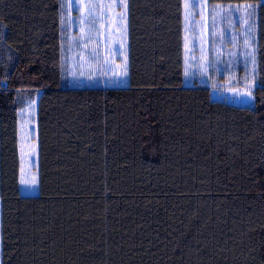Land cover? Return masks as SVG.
<instances>
[{
	"label": "trees",
	"instance_id": "trees-1",
	"mask_svg": "<svg viewBox=\"0 0 264 264\" xmlns=\"http://www.w3.org/2000/svg\"><path fill=\"white\" fill-rule=\"evenodd\" d=\"M128 1V84L106 87L77 85L64 0H0V264H264V3L207 0L223 6L210 67L185 86L182 0ZM242 2L257 3L255 65L228 56L225 6ZM226 89L252 104L212 98ZM20 121L37 131L32 195Z\"/></svg>",
	"mask_w": 264,
	"mask_h": 264
},
{
	"label": "rangeland",
	"instance_id": "rangeland-1",
	"mask_svg": "<svg viewBox=\"0 0 264 264\" xmlns=\"http://www.w3.org/2000/svg\"><path fill=\"white\" fill-rule=\"evenodd\" d=\"M89 0H71V3H69V0H64V5L66 10L69 13V19L72 20V23H75V25L80 28L79 33L76 35L73 41H76L78 43V46L80 48L76 51L79 55L76 63L79 65V70L73 71L77 75V78L79 81H77L78 86H84L88 83L87 81H84V79H89L90 77H93L94 80H97L96 83H93L96 86H106V87H118V86H126L128 84V77L125 79L123 83H117L113 84L109 82V77H112L114 73H119V66L123 63V58L121 57L119 60H117L114 63V66L111 65V61L108 60H100L98 58L95 59H89L87 56L88 54V46H87V40L88 36L81 32V21L86 20L87 16V4ZM260 2L264 3V0H259ZM207 0L204 2L202 1L199 4L205 5ZM235 6V13L232 14H226V17H224V20H227V23L230 25H233V28L228 27L227 33H229L232 37H235L233 43L226 44V46H231V49L228 51V56L230 58H241L246 59L245 53L251 52V47H245L244 46V35L246 33L245 25L244 23H241V20L247 19V13L248 11V5H252L254 7L257 6L256 4H251L247 2L237 3ZM210 8H203L199 10L200 17L205 20V22H208L211 20V17L213 15V10ZM78 12L77 15H74V12ZM212 11V13H211ZM194 14V13H193ZM228 17H230V20H228ZM253 18V16H252ZM251 18V20H252ZM211 22V21H210ZM242 24V27L239 29L235 24ZM211 24H214V22H211ZM209 29L210 35H215V26H211ZM223 32V33H222ZM220 36L221 43L220 45L223 46V42H225V39L222 38V36L225 35L224 30H221V32L218 34ZM208 36V35H206ZM209 37V36H208ZM215 37V36H214ZM189 42V36L187 35V31L185 33V43ZM83 43V44H82ZM201 45V43L198 44V46ZM219 45V43H218ZM188 47V46H187ZM194 48V47H193ZM194 50V49H193ZM221 50V49H220ZM187 53H197L196 59H193L192 61L187 58L189 66L187 67V75L184 80L185 86H191L195 83L194 80H198L200 82H206L207 78V70L210 67V57L207 56V51L204 50H197V51H188ZM220 51H216L215 53V60L217 61L219 56L223 54V52L220 53ZM237 60V59H236ZM191 62V63H190ZM213 62V61H212ZM237 65L238 61H234ZM245 64V63H244ZM248 64V63H246ZM235 66V65H233ZM111 67L113 71H108V68ZM248 93L247 89H226L223 91L219 90H212V98L214 99H220L225 100L228 103H235V104H252L253 97L251 94V97L246 95ZM31 106H36V99L34 101H30ZM37 131L36 127L30 124V122L23 121L19 122V145H20V151H21V168L19 172V187L21 194H37L38 193V157H37ZM24 178L25 180H31L32 177L36 178V185L29 186V185H22L20 183L21 178Z\"/></svg>",
	"mask_w": 264,
	"mask_h": 264
},
{
	"label": "crops",
	"instance_id": "crops-1",
	"mask_svg": "<svg viewBox=\"0 0 264 264\" xmlns=\"http://www.w3.org/2000/svg\"><path fill=\"white\" fill-rule=\"evenodd\" d=\"M204 2L205 0H198V3ZM182 6V50H183V63L185 66V73H187V67L189 63L187 58L191 61L196 59L197 53H187L186 50L197 51V50H208L209 37L206 36L209 34L208 26L209 22H205L200 17L199 10L203 8L212 7L219 14L223 13V6L215 5L209 6L208 3L205 5L199 4V7L192 10V15L190 17V23L187 30V35L189 36V42L185 43V8L184 0L181 1ZM226 12L230 15H234L233 7L230 5L225 6ZM124 11L123 8L119 6V0L116 4H113L112 0H89L87 4V16L86 20L81 21V27L87 31V46L89 59L98 58L100 60H110L111 65L114 66L113 62H116L121 57L113 56L111 50L119 48V41L123 40L124 37L121 36L123 29L120 27L119 17ZM128 18L125 22L128 28V19H129V1H128ZM194 13V14H193ZM219 14L216 15L218 21L220 22ZM95 20V23L92 24L91 21ZM127 48H128V60H129V33L127 34ZM201 43L203 46L198 44ZM188 46V47H187ZM194 47V48H193ZM194 49V50H193ZM76 56V54H75ZM191 63V62H190ZM208 73V70H207ZM186 78V75H185ZM184 78V79H185ZM37 142V141H36ZM19 147V160L21 168V151ZM37 157H38V142H37Z\"/></svg>",
	"mask_w": 264,
	"mask_h": 264
},
{
	"label": "snow or ice",
	"instance_id": "snow-or-ice-1",
	"mask_svg": "<svg viewBox=\"0 0 264 264\" xmlns=\"http://www.w3.org/2000/svg\"><path fill=\"white\" fill-rule=\"evenodd\" d=\"M113 4L117 3V0H112ZM69 3H71V0H69ZM119 6L124 9V11L121 13L119 17L120 21V27L123 29L121 32V36L124 37L123 40L119 41V48L111 50V54L113 56H119L123 58V63L119 66L120 70L119 73H114L112 77H109V82L113 84L117 83H123L125 79L129 75V60H128V48H127V34H128V28L126 25V21L128 18V0H119ZM64 5L61 4V8H63ZM199 7L198 0H184V8H185V29L188 30V26L190 23V17L192 15V10ZM248 9H250L247 13V19L241 20V23L247 24V30L244 35V46L251 47L252 44L255 41L254 36V28L255 24L251 21L252 16L255 13V7L252 5L247 6ZM92 24L95 23V20L91 21ZM61 25L63 27V17L61 18ZM245 56L248 61H250L253 65L256 64V58L254 52H247L245 53ZM108 71H113L111 67L108 68ZM254 71V70H253ZM187 75V73H185ZM253 83H255V79L253 78ZM249 97H251V92L246 93ZM31 107V104L29 105ZM142 148L144 152L148 155H154L156 152L155 146L152 144L151 141H147L142 145ZM20 183L22 185H29V186H35L36 185V178L32 177L31 180H25L23 177L20 180Z\"/></svg>",
	"mask_w": 264,
	"mask_h": 264
}]
</instances>
